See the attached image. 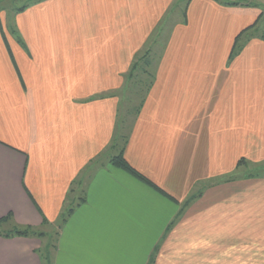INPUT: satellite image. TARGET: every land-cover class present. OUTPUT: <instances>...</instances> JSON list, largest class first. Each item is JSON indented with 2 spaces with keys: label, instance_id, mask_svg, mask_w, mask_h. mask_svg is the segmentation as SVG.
<instances>
[{
  "label": "crops",
  "instance_id": "obj_1",
  "mask_svg": "<svg viewBox=\"0 0 264 264\" xmlns=\"http://www.w3.org/2000/svg\"><path fill=\"white\" fill-rule=\"evenodd\" d=\"M29 1L0 10V218L45 235H0V264H264V20L236 41L261 9ZM127 133L128 161L169 195L109 162Z\"/></svg>",
  "mask_w": 264,
  "mask_h": 264
},
{
  "label": "trees",
  "instance_id": "obj_2",
  "mask_svg": "<svg viewBox=\"0 0 264 264\" xmlns=\"http://www.w3.org/2000/svg\"><path fill=\"white\" fill-rule=\"evenodd\" d=\"M180 1L185 3L184 9L182 10V15L184 17H186V9H187V5H188L190 0H180ZM220 1L224 4H229V5H231V4H233V5L243 4V5H247V6H255V4H253L251 2L244 4V3H240L239 1H236V2L226 1V0H220ZM28 3H31V1L27 0V2L24 5L17 7L16 10L20 11V10L25 9V7L28 6ZM3 9L4 8H0L1 11ZM263 18H264V11L261 10L257 19L249 27L245 28L243 30V32H240L238 34V36L236 37V41H238L241 38L242 34L245 31H247L248 29H250L254 25H257L258 23H260L263 20ZM0 23L2 24L1 17H0ZM262 37H264V34H262ZM19 39L21 40V38H19ZM151 51H152V49L148 48L144 52H141L140 54H138L136 56V58L134 59L132 65H131V68L129 70V73H128V77L130 80L129 81L130 86H129L128 90L130 91V96L132 98L133 94H135L138 96V100H139L136 105L135 104L131 105V109L128 112L129 115L133 117V119H134V117L136 119V117L140 113V110H141V108H142V106L146 100V97H147L149 91L151 90V88L155 82V71L153 69V64H152L153 61H152ZM124 120H123V122H124ZM120 139L123 140V145L118 150L117 153L112 154L110 156L109 162L111 164L117 166V167H120V168L128 171L129 173H131L132 175H134V176L138 177L139 179L145 181L146 183L154 186L156 189L163 192L164 194L169 195L160 186L155 184L151 179H149L147 176H145L143 173H141L139 170H137L126 158L124 151H125V146H126V143L128 140V133L122 134V138L120 137ZM244 163H246L245 159L239 160L237 167H240ZM195 196H191V198H189V200L187 202H190V200H193V198ZM71 211H72V209H69L67 211L68 215L71 213ZM65 218L66 217L64 215L63 221L65 220ZM7 222H12L11 213L0 218V235H2L4 237H15V236L43 237L45 235V232H43L42 230H40L34 226H31V225L20 226L17 224H13L11 228L4 229L3 224H5ZM48 254H49V251L47 250V252H46V258L47 259L49 258Z\"/></svg>",
  "mask_w": 264,
  "mask_h": 264
},
{
  "label": "rangeland",
  "instance_id": "obj_3",
  "mask_svg": "<svg viewBox=\"0 0 264 264\" xmlns=\"http://www.w3.org/2000/svg\"><path fill=\"white\" fill-rule=\"evenodd\" d=\"M25 1L26 0H0V8H4L3 10H4V12H6L5 15L10 17L9 15L11 14L13 8L18 7L17 5H21ZM226 1H232V2L239 1L240 3H244V4H246L248 2H251V3L255 4L256 8H259V9L264 11V0H226ZM231 5H233V4H231ZM171 9H173V10L177 9L178 13L181 14V11L184 9V2H181L180 0H176L175 3H173V5L171 6ZM263 20H264V18H263ZM263 20L260 23H258V24H262ZM9 26H11V25H9ZM245 33L246 32H244L243 35ZM163 36H165V33H164ZM153 41H154V39H153ZM158 47H159V45H158ZM156 50H160V49L156 48L155 51ZM154 53L156 55L158 54L157 52H154ZM128 93H129V91H128ZM128 95L130 96V93ZM131 99H132L131 102H133V105L134 104L136 105L138 103V101H139L138 100V96L135 95V94H133V97ZM125 105H126L125 108L129 107L128 103H126ZM243 165H245V164H243ZM252 166H247V168L243 167L244 168L243 170H247L248 168H251ZM252 169H255V171L257 170V171H260V172L264 171V170H262L260 168H256V167L252 168Z\"/></svg>",
  "mask_w": 264,
  "mask_h": 264
}]
</instances>
